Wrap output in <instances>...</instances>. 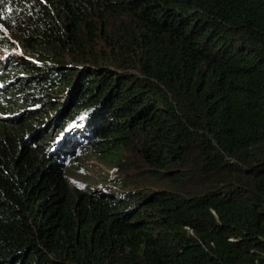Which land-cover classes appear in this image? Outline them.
<instances>
[{
    "label": "trees",
    "instance_id": "obj_1",
    "mask_svg": "<svg viewBox=\"0 0 264 264\" xmlns=\"http://www.w3.org/2000/svg\"><path fill=\"white\" fill-rule=\"evenodd\" d=\"M0 264H264V0H0Z\"/></svg>",
    "mask_w": 264,
    "mask_h": 264
},
{
    "label": "rangeland",
    "instance_id": "obj_2",
    "mask_svg": "<svg viewBox=\"0 0 264 264\" xmlns=\"http://www.w3.org/2000/svg\"><path fill=\"white\" fill-rule=\"evenodd\" d=\"M82 169L68 168L67 175L73 188H89L105 185L107 177L113 174L109 163L101 162L93 155H86L81 160Z\"/></svg>",
    "mask_w": 264,
    "mask_h": 264
}]
</instances>
